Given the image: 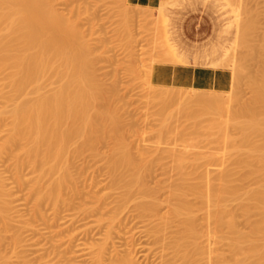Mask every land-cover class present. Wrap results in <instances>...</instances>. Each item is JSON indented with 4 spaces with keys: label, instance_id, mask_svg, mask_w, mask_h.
<instances>
[{
    "label": "rangeland",
    "instance_id": "374dc122",
    "mask_svg": "<svg viewBox=\"0 0 264 264\" xmlns=\"http://www.w3.org/2000/svg\"><path fill=\"white\" fill-rule=\"evenodd\" d=\"M52 5L62 16L68 29L72 30L75 36H79L75 37L77 43L86 46L94 84L103 93L100 107L104 110L108 108L105 111L110 114L113 111L119 122L116 126V122L101 120L100 125H104L105 122L115 125L116 132H112L111 136L107 134L108 130L112 129L107 128L108 123L107 127L105 124L104 130L107 131L105 132L107 136L94 147L81 146L82 140L72 141L68 153L73 155H70L72 158L67 162V168L64 166L69 179L67 178V184L65 183L61 192L63 200L57 204L46 200L38 206L34 191L38 172L26 162L22 164L24 166H17L18 161L13 152L23 158L17 146L0 154V201L4 203L3 215L0 216V264H112L121 257L130 258L134 264H172L171 262L174 264L176 262L174 253L178 250L174 248L175 245L172 246L175 251L170 246L172 236L173 238L174 235L179 236L176 232H179L180 222L175 221L171 225L166 223L167 225L163 226L165 229L163 228L159 234L162 240L160 243H155L158 236L155 228L161 222L157 217L169 214L171 207V203L168 202L171 198L169 188L180 187L183 178L187 179L190 176L189 182L193 184L201 182V178L204 182L203 175L199 173V171L204 172V168L206 169L204 174L209 175V178L214 174L219 176L226 168L234 173L235 169L231 170V168H234L236 154H229L231 149L225 148L226 145L220 142L222 136L220 138L217 136L220 142L218 144L214 136L220 135L221 132L219 127L218 132L214 130L215 126L211 120L214 123L216 119L222 120L223 125L218 122L221 126H224V122H230L233 113H236L240 106L253 100L255 84L264 78V54L259 53L264 43L262 40L264 39V0H162L157 8L134 6L127 0H54ZM248 40H252V43ZM251 44L253 46L256 44L259 51L257 52ZM242 55L248 57L247 60L245 58L246 61ZM258 55H263L262 60ZM226 60L231 63L229 62L228 65V62L225 63ZM188 63L223 68L232 73L233 85L228 92L195 91L198 92L197 94L203 92L227 100L220 105V109L215 106L216 110L206 112L205 107L203 108V104L200 103L194 104L179 98L164 100L155 97V92L166 90H174L176 94H181V91L184 95L195 94L192 89L158 86L151 80L156 65ZM4 74L6 75L5 72ZM4 74H0L2 115L0 146L9 134L8 126L13 109L19 102L35 99L38 96L33 93L32 87H28L22 94L14 95L13 91L11 93L9 82L3 80V76L6 79ZM249 75L253 78L251 79ZM49 78L41 83L40 93H51L62 84L53 76L50 80ZM249 85H252L253 89ZM222 107L223 113H221ZM209 123L212 131L208 129L210 126L207 127ZM119 126L121 129H118ZM228 127L227 131L238 138V129L236 127L233 129V126ZM163 129L164 132H161ZM121 136L124 138L122 139ZM119 138L124 141L126 139L128 152L131 151V156L139 162V165L144 166L141 167L143 183L135 185V189L127 196L124 194V180L130 179L132 176L130 174H137L138 168L126 173L127 176L122 175L124 179H117L112 170L110 171V157ZM205 143L206 147L203 146ZM78 146L80 148L77 151ZM185 150L188 159L186 157L184 159L185 161L187 159L190 165H194V169L198 166L199 171L193 170V172L196 171L200 175L198 176L200 180L192 176L193 167L189 164L183 166L184 161L181 163L184 172L179 169L181 165L177 166L180 163L178 157L181 152L184 154ZM176 154L178 157H175ZM163 155H165L164 159ZM175 158L179 160L176 159L177 163L174 161ZM230 158L231 167L228 160ZM211 159L213 160L211 166H215L213 170L216 168L213 174L210 166L207 167ZM206 160H209L208 163ZM221 160L224 165L221 163L216 167ZM195 161H198L197 164ZM227 165L230 169L226 167ZM237 165L236 163L235 166ZM188 166V169H184ZM253 166L249 167L250 170H253ZM64 168L58 169L57 173L47 174L48 176L46 175L47 177L45 176L40 184L37 183L36 187L39 188L40 185L43 191L48 187L51 188L52 183L65 174ZM241 168L243 172L236 173L237 169L235 170L238 177L249 170L247 167L246 171ZM254 169L260 168L255 166ZM188 170L192 172L190 175L186 174ZM236 176L233 177L236 180L234 183L241 186L244 192L256 186L253 180L239 181ZM146 191L147 196L143 194ZM192 199L195 201L193 204L197 205L194 206V210L199 209L194 211L197 216L195 218H200L197 222H204L205 225V220H202L203 215L205 218V212L199 208L202 204L195 196ZM156 202L159 205L158 210L155 211L158 212L157 217H155L157 214L155 216L153 214L155 212L149 217L140 216L139 204H156ZM240 202L233 199L229 200L227 205L229 204L228 206L231 207L229 208L236 212ZM237 217L241 231L249 232V225L247 226L241 213ZM200 228L205 231L201 224ZM211 228L205 232L206 236L200 238V244L207 249L208 254L206 259L202 257L205 261L201 258L198 264L203 262L205 264L207 261L210 264L211 260V264H217L220 257L221 259L226 257L228 260L233 257L228 229L219 233L218 229ZM176 255L179 257L177 253ZM178 259L175 264H184L181 263L184 261L182 258ZM230 262L234 264L235 261Z\"/></svg>",
    "mask_w": 264,
    "mask_h": 264
},
{
    "label": "bare ground",
    "instance_id": "6f19581e",
    "mask_svg": "<svg viewBox=\"0 0 264 264\" xmlns=\"http://www.w3.org/2000/svg\"><path fill=\"white\" fill-rule=\"evenodd\" d=\"M53 3L54 0H0V74H4V72L6 73V75L4 74L6 79H4L3 76V80L5 82L6 80L9 82L8 84L12 88L11 93L13 91L14 95L24 93L28 87H32L33 93L38 94L35 99L25 100L21 103L19 102V104H17V106L11 112V122L8 126L9 134L3 144L0 146V154H2V152L4 151L6 152L8 149H12L13 146H17V148H19V150L23 154L22 158L19 154L14 153L15 151L13 152V155L15 154L14 157L18 161L17 166H24L22 164H24L25 162L31 164L36 172H38V181L36 182V184H40L39 182L43 178H46L48 176L47 174H53L54 172L57 173L58 169L60 170V168H64V166L67 165V162L72 158H70L71 154L68 153L69 148L71 149L72 141L74 142L75 140H82L81 146L86 145L94 147V145L96 146L98 144L97 142H102L103 139L106 138L105 136H107V134L111 136L112 132L115 133V125L113 126V124L111 123L116 122L115 124L117 126L119 122L113 111L111 112L112 114H110L108 113V111H105L108 110V108H105L104 110L100 107L103 93H101L102 91L100 90V88L94 84L95 82L93 81V75L90 71L91 63L89 52L86 49L85 45L82 44L81 46L80 43H77L75 37H77L78 35L75 36V34L71 32L72 30L68 29L62 16H60L57 10L54 9V5H52ZM135 13L137 14L138 12ZM241 33L243 32L241 31ZM262 40L264 42V39ZM250 42L252 43V40ZM255 45L256 44H254V46L252 45V47H255L258 52L259 49ZM233 50L234 47L232 51ZM259 53L264 54V43L263 45H261ZM244 56V60L245 58L247 60L248 57L246 55ZM262 56L263 55H258L259 58H261ZM170 60H172V58H170ZM227 62L229 65L230 61L226 60L225 63ZM225 63L224 65H226ZM244 74L246 73L244 72ZM252 75H249L251 79L253 78ZM51 76L60 80L61 82L58 81V83L60 82L62 84L51 93H40V90L42 88L41 83H44V81H46L49 77L50 80ZM259 81L260 82H256L255 84V94L253 95L254 98L252 97L253 100L248 104H244V106L242 107L240 106V109L237 110L236 113L234 112L235 114L233 113V117L231 118L230 122H224V126H221V123L223 125V121L216 119L215 123L217 124H215L212 120L211 123L214 124L215 131L218 132L220 130L221 132V134L220 132L218 133L220 135L216 134L214 138L217 139V136L219 138L220 136H222V141H220L222 145L224 144L226 145L224 146L225 148L231 149V151L228 150V152L230 151L229 154H236L237 159L234 163V168H231V170L237 169V172L234 170V173H238L239 171H241V167H243L244 171H246L247 168L252 167L253 165L259 167L260 169H256V171L254 169L255 166H253V170H250L249 168L247 172L241 174L238 177L236 176V173L234 174L224 167L225 172L222 170L223 172L221 171V174L219 176H216L214 174L213 177L211 175V178H209V175L207 176L206 174H204L206 171L205 168L204 172H200L198 166L196 169H194V165L192 166L189 164L187 160L188 157L185 154V150L184 154L183 152H181V155H179V157L177 156V154L175 155V157H178V159L180 158V163L178 162L179 164L177 166L181 165V167L179 166V169L184 172L182 170L183 167L181 163L184 161L183 166H187L189 164V166L193 167H190L192 169V172L193 170H196L199 171L201 176L203 175L204 182L202 178L200 180V175H198L196 171V175L194 172V174H192V176H195L197 180H200L201 182H203V184H201V182L195 184L194 182V186L193 182H189L190 176L188 177L185 175L188 178H185L186 180L183 178L184 181L182 179V185L180 183V185L182 187L184 186V188H181V186H177V188L176 186H174L173 189L169 188L171 189V198H169L170 201H168L171 203V207L168 212L169 216L167 214H164L165 216L161 215V217L158 216V212H155L158 210L157 207L159 206L157 202L156 204H139L140 216L143 215L142 217H149L153 212H155L153 213L154 216L155 214H157L155 217L158 216L157 219L161 220V222H159L160 220L158 221L159 225L155 228V232L156 234H158L157 239H155V241L157 240L155 243H160V241L162 240V236L160 237L159 234H161L163 228L165 227V225H167L166 223H170L171 225L174 224L175 221L180 222V229L178 228L179 232H176L177 235L179 234V236L175 237L176 235H174L175 239L172 236L170 247L174 251L177 248L176 250L178 251L176 253L180 258L184 260L181 263L186 264L187 262L188 264L189 262V264H198V261L202 257L205 259L207 258L208 251L204 246L200 244V238L206 236L205 232L213 227V230L218 229L219 233L223 230L228 229L227 232L231 237L225 238L229 239L230 242L228 240L227 241L230 243L231 252L233 253V257H231L230 260L226 259V257L221 259L220 255L217 256V259H219L220 257L219 262L216 259V262H218L217 264H233L230 261H235L234 264H264V78H261V80ZM250 84L252 83L250 82ZM251 86L250 88L253 89ZM193 91L195 93L193 95H184L183 91H181V94H176L174 93V90L157 91L154 95L155 97H157V99L160 98L164 100H174L176 98H179V100H188L190 102H193L194 104L200 103L201 105L203 104L202 106L203 108L205 107L206 112L216 110L215 106L220 109V105L224 104L227 101L219 97L203 94V92L201 94H197L198 92L195 91L199 90ZM12 99L14 98L12 97ZM220 111H218V114ZM196 113H198V111ZM221 113H223V107ZM1 117L2 115L0 113V121L2 119ZM101 120L110 121L111 123L107 122L109 126L106 122L103 124H106L105 127L108 126V129L110 127L112 130L114 128V130L110 131V129H107L109 133L105 131L104 125H100ZM213 120L215 121V119ZM218 122L221 123L218 124ZM211 123H209L207 127L210 126V128L208 129H211L212 131ZM228 126H233V129L235 127L238 129V138H235V136L233 137L229 133V130L227 131ZM119 127L118 129H121V127ZM221 127L225 128V130H222ZM214 130L213 133L215 132ZM221 130L224 132H222ZM165 131L167 130L165 129ZM105 132H107V134ZM161 132H164V129ZM124 136H121L122 139L124 138ZM202 137H204V135ZM218 139V144H220ZM121 140L119 138V140L116 142L113 153L110 157V171L112 170V173H114L117 179H124L123 177L128 175H126V173H130L131 171L140 168V170L137 169V174H130L132 175L130 179L124 180V194L127 196L131 194L133 189H135V185H140L143 183V171H141V169L143 170L144 166L142 165L143 168H141V164L139 165V162L131 156V151L130 153L128 152L129 148L127 147L128 144L126 143V139L125 141ZM213 141L216 142V140ZM203 146L206 147V143ZM79 148L80 146L77 147V151L79 150ZM72 152L73 151H71V153ZM160 153L162 155V152ZM161 155L159 154L160 158H162ZM223 156L224 155H222V157ZM185 157L187 158L186 161L188 163L185 161ZM164 158L165 155H163V159ZM152 159L154 160L155 158L153 157ZM176 159L177 158L174 159L175 163H177ZM212 159L210 161V165L208 164L207 167L210 166L213 174L216 168L213 170L215 166H211V163H213L214 160ZM228 160H230L229 167H231V158ZM208 161L206 163H208ZM195 162L197 164L198 161ZM224 162L226 164V161ZM151 163L152 161L150 162V164ZM221 163L222 165H224L223 161L221 160V162L216 165V167H218ZM236 163L238 164L237 166H235ZM189 166L184 167V169H188ZM226 167H228V165ZM229 167L228 169H230ZM64 170L63 171L65 172V174L63 172L64 175L62 174L63 176L61 178L55 180L52 183L51 188L48 187V189H44L43 191L40 185L39 188H37L35 184L34 191L36 193V203L38 204V206L46 200H51L56 204L57 202L63 200V197L61 198V192L64 189L63 186L65 187V185L67 184V178L69 177V174H67L65 168ZM200 170L202 169L200 168ZM241 172H243V170ZM187 173L188 175L191 174L189 170L188 172H186V174ZM234 176H236V179L238 177L239 179L237 180L239 181L253 180L256 186L244 192L242 190L243 188L241 189V186H238V184L235 185L234 182L236 180L235 178H233ZM187 183L190 185H187ZM188 186H190V188H188ZM143 194H146L147 196V191ZM191 195L198 198L197 200L202 204V206L199 208L205 212V218L204 215L203 218L201 215L202 220H205L206 222L205 225L203 224L204 222H197V220L200 218H195L197 216H195L196 214L194 211H197L198 208H195L194 210V206L196 204H193L195 202L192 199L193 196L190 199ZM233 199L241 201L240 203H238L239 208H237L236 212L235 210L230 209L231 207L228 206L229 204L227 205V202ZM3 204L4 203L0 201V216L3 215ZM239 211L244 217L243 219L246 221L247 226L249 225V232H243L238 227L239 220L237 215L240 216ZM200 224L204 226L205 231H203V228H200ZM173 245H175V249L172 247ZM176 253H174V255L177 262V259L179 257H177ZM121 258L116 259V261L112 264H134L130 258L127 259L128 257ZM213 261L215 262V258ZM210 262L212 263V260L209 261V263ZM171 263L173 264V262ZM205 264H208V261Z\"/></svg>",
    "mask_w": 264,
    "mask_h": 264
},
{
    "label": "crops",
    "instance_id": "0c3cea01",
    "mask_svg": "<svg viewBox=\"0 0 264 264\" xmlns=\"http://www.w3.org/2000/svg\"><path fill=\"white\" fill-rule=\"evenodd\" d=\"M127 1L134 6L157 8L162 0ZM151 80L158 86L220 93L230 91L233 85V76L229 70L193 63L156 65Z\"/></svg>",
    "mask_w": 264,
    "mask_h": 264
}]
</instances>
